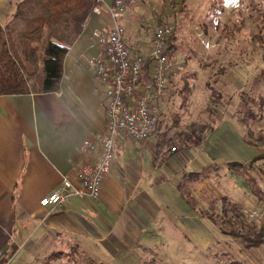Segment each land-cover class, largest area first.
Here are the masks:
<instances>
[{
	"label": "crops",
	"instance_id": "obj_1",
	"mask_svg": "<svg viewBox=\"0 0 264 264\" xmlns=\"http://www.w3.org/2000/svg\"><path fill=\"white\" fill-rule=\"evenodd\" d=\"M19 1L0 0L2 23ZM113 1L98 0L64 58L57 92L0 96V264H40L48 253H59L56 244L78 249L98 264H141L153 242L162 240L161 245L170 249L175 238L201 240L200 225L193 223L202 220L199 212L204 204L187 197L179 187L180 178L258 155L232 117L221 113L197 146L190 142L183 147L184 132L164 140L163 107L178 93V70L173 67L159 100L157 135L143 143L125 135L117 139L100 198L71 195L58 206H41L40 200L64 178L77 186L76 174L90 160L84 141L98 142L105 132L104 91L94 75L96 39L128 12L115 14ZM126 39L141 53L150 49L145 33L135 36L127 29ZM172 146L178 148L171 152Z\"/></svg>",
	"mask_w": 264,
	"mask_h": 264
},
{
	"label": "rangeland",
	"instance_id": "obj_2",
	"mask_svg": "<svg viewBox=\"0 0 264 264\" xmlns=\"http://www.w3.org/2000/svg\"><path fill=\"white\" fill-rule=\"evenodd\" d=\"M125 10L128 20L125 12L118 22L135 36L145 33L151 40L152 27L160 20L176 27L171 41L177 47L168 56L172 70H178V93L163 107L164 140L175 132L197 139L216 125L221 113L232 117L244 139L256 143L258 154H263L264 0H129ZM185 80L192 91L184 104L186 95L180 92ZM249 169L264 189V160ZM199 172L200 179H191L192 185L181 178L179 184L194 203L204 204L199 212L202 220L193 223L200 225L204 237L199 240L187 232L189 240L175 238L171 244L167 240L170 249L158 240L150 244L145 259L155 264H264V203L224 166H207ZM56 245L59 253H48L40 264H74L73 249ZM85 263L81 256L79 264Z\"/></svg>",
	"mask_w": 264,
	"mask_h": 264
},
{
	"label": "built area",
	"instance_id": "obj_3",
	"mask_svg": "<svg viewBox=\"0 0 264 264\" xmlns=\"http://www.w3.org/2000/svg\"><path fill=\"white\" fill-rule=\"evenodd\" d=\"M128 1L117 0L119 6L114 13L123 14ZM174 30L173 25L161 20L155 24L147 54L128 44L126 29L117 20L109 31L97 37L99 53L94 62V75L104 91L106 129L98 142L84 141L83 149L90 160L78 170L77 186L64 178L40 200L41 206H58L71 195L97 201L112 170L117 139L125 135L143 143L157 135L159 100L165 95L168 75L172 71L167 41Z\"/></svg>",
	"mask_w": 264,
	"mask_h": 264
},
{
	"label": "trees",
	"instance_id": "obj_4",
	"mask_svg": "<svg viewBox=\"0 0 264 264\" xmlns=\"http://www.w3.org/2000/svg\"><path fill=\"white\" fill-rule=\"evenodd\" d=\"M97 5L98 0L17 2L10 18L4 23L0 21V96L57 92L63 78L64 58L84 30ZM118 6L117 0H114L112 7L115 11ZM174 35L175 31L167 42L168 54L177 47L171 41L175 40ZM185 81L187 83L180 92L182 96L186 95L183 97L184 104L192 91L191 83ZM248 134L252 135L251 132ZM202 139L203 137L193 139L186 135L183 147H188L190 142L193 146H197ZM245 141L250 146H256V143L249 139L245 138ZM172 148L174 146L170 149ZM260 159L264 160V153L258 154L248 162H230L226 164V168L243 179L250 193L257 201L264 203V189L249 169ZM200 174V172H189L188 177L182 178V181L186 184L185 181L191 183V179L199 180ZM184 184H179V187ZM222 201L227 202L226 198H222ZM232 208L237 210L236 204H233ZM71 252L70 257L74 264L80 263L81 256L86 260L85 264H98L78 249L73 248ZM141 264L155 263L152 259H144Z\"/></svg>",
	"mask_w": 264,
	"mask_h": 264
}]
</instances>
